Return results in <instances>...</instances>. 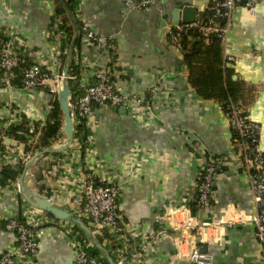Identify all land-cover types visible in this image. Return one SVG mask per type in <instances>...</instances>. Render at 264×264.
<instances>
[{
  "label": "crops",
  "instance_id": "1",
  "mask_svg": "<svg viewBox=\"0 0 264 264\" xmlns=\"http://www.w3.org/2000/svg\"><path fill=\"white\" fill-rule=\"evenodd\" d=\"M124 1L72 0L74 20L112 37L116 44L113 61L107 51L85 42L75 50L74 59L81 61L85 83L94 82V73L103 69L115 87L128 95L143 97L154 86L162 89L153 95L149 109L138 114L130 107L124 111L121 106L93 104L86 118L95 154L119 186L123 220L135 232V239L146 241L143 264H194L188 259L194 247L209 255V264H262L250 222L255 211L252 193L222 101L201 94L209 87L202 79L205 71L197 68L202 83H191L182 53L167 35L172 22L165 4L176 0H153L144 11L127 9ZM55 6L53 0H0V27L12 28L25 39L31 59L43 58L51 64L55 61L51 44L58 38L52 31H59V23L68 16L67 11L56 16ZM221 47L234 83L230 86L249 118L259 124L264 149V0L252 8L237 5L232 9ZM49 84L60 87L61 80L51 79ZM51 100L48 87L28 91L15 86L9 91L0 86V121L11 103L28 122L42 125L51 113ZM38 135L30 143L34 154L39 151L33 147ZM65 141L61 130L51 147ZM7 143L16 150L24 148L18 141ZM70 153L65 149L37 157L28 167L25 183L74 214L81 163ZM209 156L227 164L214 179L209 203L199 206L197 179ZM16 181L4 185L0 217L28 209L33 214L24 218L30 220L37 211L17 192ZM45 215L50 222L44 226L36 264H68L74 254L66 232L72 229L71 222ZM160 229L164 232L155 234ZM13 240V233L0 230V252ZM90 249L102 254L93 245Z\"/></svg>",
  "mask_w": 264,
  "mask_h": 264
},
{
  "label": "built area",
  "instance_id": "2",
  "mask_svg": "<svg viewBox=\"0 0 264 264\" xmlns=\"http://www.w3.org/2000/svg\"><path fill=\"white\" fill-rule=\"evenodd\" d=\"M257 1L207 0L203 16H197L194 21L189 23L179 22L174 28L168 30V38L181 53V37L191 30H197L204 37L215 36L223 41L232 9L237 5L252 8ZM152 3L153 0L124 1L127 9L132 8L139 11L147 10ZM80 32L82 42L98 49H104L109 53L110 60H114L116 44L112 37L99 34L84 22H81ZM52 33L53 36L57 34L58 38L52 41L51 45L55 48V61L49 64L43 58L31 59L30 49L25 39L12 28L0 27V72L2 73L0 86L9 91L15 86L28 91L48 87L52 98L58 94L60 87L54 84L50 85L49 80L58 81L63 78V70L60 71L59 54L60 47L66 44L67 34L64 31H52ZM80 66L82 69L81 61ZM69 78L77 81L78 95L74 101H71V95L69 99V103L72 105L73 140L67 149L70 150V155H75L81 163V185L73 201L75 204L74 215L81 220L82 218L87 220L95 236H102L100 243L108 249L114 264H143L146 241L141 242L135 239V232L123 220L119 211L121 195L119 186L112 181L110 173L105 170V164L99 161L95 154L86 118L91 112L93 104L126 105L138 114V112L149 109L153 95L156 96L162 89L154 86L150 95L143 97L128 95L115 87L109 74L103 69H98L94 73V82L91 83H85L81 79V74L78 78L75 75H68ZM7 107L9 111L0 121V168L5 164H11L12 161L26 163L34 155L31 149L28 151L24 148L16 150L18 148L14 149L8 145L7 141L9 143L18 141L25 147L31 143V140L26 134H23L25 139L21 141L11 138L5 133L7 126L22 121L21 113L13 108L11 103H7ZM224 114L230 130L237 135L239 160L247 173L255 206L250 222L254 226L255 237L263 258L262 264H264V149L259 139L260 126L249 118L245 106L241 103L228 102ZM32 125L33 122L29 121L28 127L31 128ZM77 126H82L84 137L74 138V130ZM17 151H20L18 157L15 156ZM226 164L227 162L220 158L211 156L207 158L197 179L196 194L199 206L209 203L213 196L214 179L217 174L225 170ZM15 185L19 193L18 181L15 182ZM3 191L4 185L0 182V196ZM31 207L37 213H34L30 220L24 218L31 213L28 209L7 218L0 217V230L11 232L14 236L13 243L0 252V264H36L38 245L44 234V226L50 222V219L46 217L44 211ZM70 227L72 229H67L66 232L71 238L74 254L68 264H108L104 255L91 252L92 244L81 234V229L73 223ZM163 232V229H160L155 234ZM188 259L194 264H209L211 260L209 255L198 247L192 249Z\"/></svg>",
  "mask_w": 264,
  "mask_h": 264
},
{
  "label": "trees",
  "instance_id": "3",
  "mask_svg": "<svg viewBox=\"0 0 264 264\" xmlns=\"http://www.w3.org/2000/svg\"><path fill=\"white\" fill-rule=\"evenodd\" d=\"M56 4L55 14L59 16L66 13V8L71 12L73 9L72 0H63L65 2L66 8L57 0H53ZM205 20V19H203ZM75 21V20H74ZM77 26V35L74 38V27L68 16L62 19L57 30L64 31L67 34L66 44L60 47V71L66 66L68 68V75H75L77 78L80 74V60L74 59L75 50H79L82 43L80 27L81 23L76 22ZM224 23V20H222ZM74 39V40H73ZM222 40L215 36L204 37L197 30H191L183 34L181 37L182 43V60L189 68V77L191 83L194 86L201 84L197 68L199 70L205 71V76L202 79H205L209 82V87L206 88L204 97L215 98L222 101L223 111L225 110L226 104L228 102L233 103H244L240 102L239 99L234 95V90L231 88L230 84L233 81L229 78V70L224 66V61L222 59ZM73 43V50L69 56V48ZM108 73V72H107ZM109 74V73H108ZM2 73L0 72V76ZM211 76V81H210ZM234 84V83H233ZM77 81L71 78L68 79V86L71 95V101H74L78 95L77 90ZM198 90V88H197ZM201 92V90H198ZM223 92V93H221ZM57 94L52 98V110L47 118V120L41 125L38 122H33L32 127H28V121L22 115V121L18 124H12L7 126L5 133L11 138H15L21 141L25 139L23 134H26L30 137V140H34L35 134L38 132V138L36 143L33 144L35 150H42L49 148L53 145L54 141L61 134V126L63 115L59 107V102ZM233 134L236 137L235 132ZM84 137V131L82 126H77L74 130V138ZM25 150L28 151L31 149V144L25 145ZM23 169L22 164H5L0 168V182L5 185L9 181H16ZM43 188H40L42 191ZM48 216L55 219V217L49 213L45 212ZM82 221L90 228L88 221L82 218ZM81 234L85 236L84 232L81 230ZM99 242H102V236H95ZM95 248V247H94ZM96 249V248H95ZM93 253V251H91Z\"/></svg>",
  "mask_w": 264,
  "mask_h": 264
},
{
  "label": "water",
  "instance_id": "4",
  "mask_svg": "<svg viewBox=\"0 0 264 264\" xmlns=\"http://www.w3.org/2000/svg\"><path fill=\"white\" fill-rule=\"evenodd\" d=\"M65 8V2L63 0H57ZM207 0H176L165 4V8L169 10L166 14L170 15V20L172 22L171 28H174L179 22L189 23L195 20L196 15L199 17L203 16L206 8ZM67 14L74 27V38L77 35V26L72 16V13L66 8ZM74 40V39H73ZM73 50V43L69 48V56ZM58 102L59 107L63 115V124L61 127L62 132L66 136V141L60 147H49L42 149L35 153L24 165L21 172L20 178L18 180V188L21 197L34 208L40 209L44 212L51 213L56 219L66 220L75 224L79 229H81L85 237L91 244L98 249L106 258L108 264H114L111 256L108 251L102 246V244L97 240L91 229L78 217L69 212L68 210L62 209L54 205L49 198H46L35 189H30L29 186L25 183V178L27 176L26 172L29 165L39 156L45 155L48 153H55L67 149L73 140V126L71 119V110L72 105L69 103L70 91L68 86V68L65 66L63 68V78L61 80L60 89L58 91ZM124 111H126V105H122ZM205 244L202 247L204 249Z\"/></svg>",
  "mask_w": 264,
  "mask_h": 264
},
{
  "label": "rangeland",
  "instance_id": "5",
  "mask_svg": "<svg viewBox=\"0 0 264 264\" xmlns=\"http://www.w3.org/2000/svg\"><path fill=\"white\" fill-rule=\"evenodd\" d=\"M63 121V120H62Z\"/></svg>",
  "mask_w": 264,
  "mask_h": 264
}]
</instances>
